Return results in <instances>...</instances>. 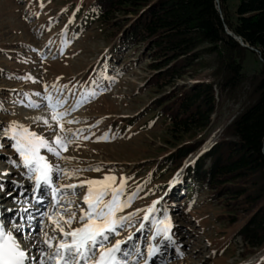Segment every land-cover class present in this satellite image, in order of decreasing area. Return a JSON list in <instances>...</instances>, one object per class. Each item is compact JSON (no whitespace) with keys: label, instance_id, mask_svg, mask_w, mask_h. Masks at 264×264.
<instances>
[{"label":"rangeland","instance_id":"rangeland-1","mask_svg":"<svg viewBox=\"0 0 264 264\" xmlns=\"http://www.w3.org/2000/svg\"><path fill=\"white\" fill-rule=\"evenodd\" d=\"M91 1L0 0V100L5 102L7 109V113L0 112V125L7 127L11 121H19L52 142L50 128L43 120L37 123L35 119L46 117L50 124L55 125L50 110L31 109L19 103L13 105L12 100H24L27 103L28 99L23 93L43 94L45 90L56 96L55 88L67 85L71 89L64 93L71 112L68 119L77 122L64 126L73 131L82 129L83 133L77 136L76 144L67 152H62L64 156L72 157V160L65 162L54 157L52 159L56 163L66 164L69 169L100 166L101 171H85L71 178L61 176L57 184H79L86 179H102L106 173L118 178L129 177L125 194L137 191L138 187L139 191L125 213L146 209L154 200L163 197L162 205L167 208L171 221L177 226L173 229L176 243L154 264H264V246L250 252L241 237L236 235L244 218L230 221V217L239 213L240 210L235 214L232 211L239 204H227L224 194L215 197L214 191L205 187L187 190L182 171L178 172L179 182L169 186L177 178V173L169 176L170 165L165 164L163 159L176 146L188 140V136L177 140L170 136L166 120L153 118L159 110V100L170 98L177 89L184 85L190 86L194 79L214 69L216 54H200L194 66L168 85L150 81L156 73L151 68L155 62L152 48L143 42L122 43L131 15L114 11L109 21L111 23L91 21L84 15ZM235 4L236 0H228L230 11ZM49 41L52 43L49 44ZM257 55L248 53L244 60L246 79L240 87V100L224 101L221 114L213 113L210 125L200 132L209 133V144L221 133V123L231 120L241 108L240 103L245 100L251 78L259 67L260 57ZM26 74L35 77L38 82L15 78ZM93 92L95 95H92ZM31 99L43 102L42 97L32 96ZM214 120L219 121L214 123ZM150 121L152 123L148 126ZM105 135L107 139H99ZM83 136L89 138L84 139ZM3 143L5 148L0 150V172L7 171L11 175L0 177V183L5 185L4 191H0L2 203L13 209L20 208L21 204L29 207L19 192L28 189L27 195H31L33 183L21 175V170L5 162L10 156L16 157V153L8 140ZM41 154L50 155L45 149H41ZM208 164L209 160L205 166ZM13 181H19L23 188L13 191ZM116 184H119V179ZM78 191L79 196L72 199L86 208L82 201L87 186ZM13 197L20 203H14ZM51 199L49 192L43 206L45 209L51 208ZM13 213L17 215L15 211ZM160 215L156 213L157 217ZM142 216L143 213L136 219ZM33 223L41 238L43 232L60 238L57 232L52 231L54 225L47 221V217L44 223ZM78 226L76 223L72 225ZM138 227L139 224H136L131 229H125L112 240V244H115L116 239L126 238L130 231L135 232ZM144 235L150 237L152 233H137L139 239L136 242L146 251L148 242Z\"/></svg>","mask_w":264,"mask_h":264},{"label":"trees","instance_id":"trees-1","mask_svg":"<svg viewBox=\"0 0 264 264\" xmlns=\"http://www.w3.org/2000/svg\"><path fill=\"white\" fill-rule=\"evenodd\" d=\"M114 11L131 15L122 43L143 42L152 48L151 68L156 73L150 81L168 85L194 66L200 54H216L214 69L157 102L153 118L166 120L170 136L177 140L188 136L163 160L170 165L169 176L182 171L187 190L205 187L215 197L224 194L227 204H239L232 210L239 213L230 217L231 222L244 218L236 235L250 252L263 247L264 0H236L232 11L228 0H92L84 15L111 23ZM224 24L258 50L261 59L241 108L221 123V133L209 144V133L200 132L210 125L213 113L221 114L224 101L240 100L244 60L248 53H256L229 36Z\"/></svg>","mask_w":264,"mask_h":264},{"label":"snow or ice","instance_id":"snow-or-ice-1","mask_svg":"<svg viewBox=\"0 0 264 264\" xmlns=\"http://www.w3.org/2000/svg\"><path fill=\"white\" fill-rule=\"evenodd\" d=\"M42 6V5H41ZM52 41H49L51 44ZM34 51H39L35 50ZM19 80H31L38 82L31 75L15 77ZM55 88V86H53ZM57 95L53 96L47 90L41 92L23 93L28 99L12 100L13 105L31 109L47 108L51 112L50 124L46 117H37L36 122L43 120L53 133V141L50 142L44 135L31 130L19 121H11L7 127L0 125V150L5 148L4 140L10 142V147L16 153V157H8L5 161L11 167L21 170V175L27 181L33 183L30 189L31 195H27L28 189L19 192V196L29 205L18 209L5 208L0 198V217L6 212H16L17 215L9 222L0 219V264H154L157 258L163 257L168 248L172 247L176 240L177 227L171 221L168 210L163 207L161 197L154 200L146 209H135L125 213L130 208L138 191L125 194V187L129 177L114 174H105L102 179H86L79 184H57L61 178H71L85 171H101L100 166L87 168H67L66 164L56 163L55 160L69 161L72 157L64 156L69 148L76 144L77 136L82 135L83 130L73 131L64 125L76 123L74 119H68L71 114L65 91H71L67 85L55 88ZM15 91V90H12ZM92 95H95L93 92ZM32 96L42 97L43 102H36ZM79 103V101H78ZM74 108V106H73ZM0 112L7 113L5 102L0 100ZM57 125L59 131H57ZM84 139L89 137L83 136ZM108 137L101 136L104 140ZM41 149H45L49 156L42 155ZM55 158L53 160L52 158ZM11 175L10 172H0V177ZM177 178L170 182V187L179 182ZM55 177V178H54ZM119 179V184H116ZM87 186V191L81 204L72 197L79 196L78 189ZM19 181H13V191L22 189ZM5 185L0 183V191H4ZM51 194V208L45 209L48 194ZM11 196L12 193H7ZM14 203H20L13 197ZM161 205V207H157ZM59 206V208H58ZM78 209V211H77ZM124 213V214H122ZM141 219H136L140 217ZM156 213H161L160 217ZM54 225L52 231L59 234V239L43 232L35 231L33 221L44 223V218ZM73 223L78 227H72ZM136 224L139 227L135 232L130 231L124 239L112 240L119 236L125 229H131ZM151 232L149 237L144 235L148 242L146 251L136 242L137 233ZM159 238V239H158ZM156 243H153V242ZM179 251V249H177Z\"/></svg>","mask_w":264,"mask_h":264},{"label":"water","instance_id":"water-1","mask_svg":"<svg viewBox=\"0 0 264 264\" xmlns=\"http://www.w3.org/2000/svg\"><path fill=\"white\" fill-rule=\"evenodd\" d=\"M217 1H218V0H217ZM217 8H218V10L220 11L219 5H217ZM224 30H225V32H226L229 36H231L233 39H235L236 41H238L239 44H240L241 46H243V47H248L249 50L254 51V52H256V53L259 54L258 50H256L255 48L250 47V46H248L247 44H245L240 36L234 34L232 31H230V30L228 29V27L226 26V24H224ZM259 57H260V55H259ZM260 59H261V58H260Z\"/></svg>","mask_w":264,"mask_h":264},{"label":"bare ground","instance_id":"bare-ground-1","mask_svg":"<svg viewBox=\"0 0 264 264\" xmlns=\"http://www.w3.org/2000/svg\"><path fill=\"white\" fill-rule=\"evenodd\" d=\"M7 198V197H6ZM6 200V199H5ZM21 200H23V199H21ZM11 214H13V213H11Z\"/></svg>","mask_w":264,"mask_h":264}]
</instances>
